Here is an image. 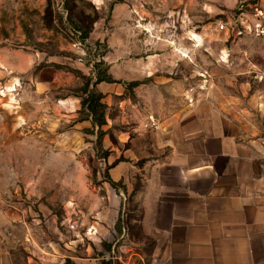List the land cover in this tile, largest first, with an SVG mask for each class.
Returning <instances> with one entry per match:
<instances>
[{
	"label": "rangeland",
	"instance_id": "obj_1",
	"mask_svg": "<svg viewBox=\"0 0 264 264\" xmlns=\"http://www.w3.org/2000/svg\"><path fill=\"white\" fill-rule=\"evenodd\" d=\"M155 128L264 160V0H0V264H151Z\"/></svg>",
	"mask_w": 264,
	"mask_h": 264
},
{
	"label": "crops",
	"instance_id": "obj_2",
	"mask_svg": "<svg viewBox=\"0 0 264 264\" xmlns=\"http://www.w3.org/2000/svg\"><path fill=\"white\" fill-rule=\"evenodd\" d=\"M151 132L168 150L137 195L151 264H264V160L227 128Z\"/></svg>",
	"mask_w": 264,
	"mask_h": 264
},
{
	"label": "trees",
	"instance_id": "obj_3",
	"mask_svg": "<svg viewBox=\"0 0 264 264\" xmlns=\"http://www.w3.org/2000/svg\"><path fill=\"white\" fill-rule=\"evenodd\" d=\"M103 80V78H98L97 80H96V83H98L99 81H102ZM85 89V88H84ZM85 91H86V89H85ZM90 94L91 95H93V96H95L96 98H100V96H101V93H99V92H90ZM86 100H87V98L85 97V98H83L82 99V101H81V104L82 105H84V103L86 102ZM104 122H102V121H100L99 122V125H102ZM108 182L111 184V185H114V182L110 179V178H108ZM118 220H119V218H118ZM101 264H110V261L109 260H101Z\"/></svg>",
	"mask_w": 264,
	"mask_h": 264
}]
</instances>
